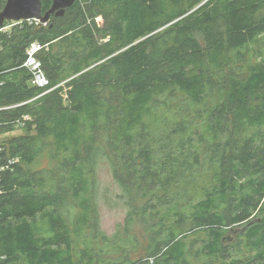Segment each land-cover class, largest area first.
<instances>
[{
  "label": "trees",
  "instance_id": "1",
  "mask_svg": "<svg viewBox=\"0 0 264 264\" xmlns=\"http://www.w3.org/2000/svg\"><path fill=\"white\" fill-rule=\"evenodd\" d=\"M0 41V136L21 130L0 142V264H264V0H77ZM103 158L127 239L99 230Z\"/></svg>",
  "mask_w": 264,
  "mask_h": 264
},
{
  "label": "rangeland",
  "instance_id": "2",
  "mask_svg": "<svg viewBox=\"0 0 264 264\" xmlns=\"http://www.w3.org/2000/svg\"><path fill=\"white\" fill-rule=\"evenodd\" d=\"M20 133L21 130L18 129L13 133L2 135L0 136V142L3 139L10 138L11 136ZM94 200L96 203L99 230L105 233L109 239H114L117 235H120V238L127 239V218L131 209L128 204L129 198L125 195L123 188L115 179L112 167L107 158L100 159L96 167ZM258 217L259 215L255 214L252 217V220H258ZM131 229V233L135 234L137 239L136 246L131 251L130 257L133 260L145 259L147 253L146 238L144 235L145 229L137 223L134 224L133 227H130V230ZM242 229L243 227H240L239 225L233 226L229 229L227 236L230 239L226 241V244L236 247L240 242V239H242V242L243 239L246 240V235L244 234L245 231L242 232ZM242 242L240 245L243 244ZM123 244L126 246L125 243ZM126 247L131 249V244H128ZM110 253H112L110 256L113 255V250L110 251ZM117 255L118 254L111 257L117 258ZM120 255L123 256V254ZM110 256L108 255L106 257L108 258ZM150 260L153 261L152 259ZM193 262L197 263V260L193 259Z\"/></svg>",
  "mask_w": 264,
  "mask_h": 264
},
{
  "label": "built area",
  "instance_id": "3",
  "mask_svg": "<svg viewBox=\"0 0 264 264\" xmlns=\"http://www.w3.org/2000/svg\"><path fill=\"white\" fill-rule=\"evenodd\" d=\"M41 25L46 24V22H42L38 18H27V19H20V20H9L6 21L1 27H0V34H7L9 33L13 28L20 27L22 28L24 25ZM44 46L39 41H33L31 42L25 49L26 58L22 64V67L27 69L30 76V84L39 88H45L49 84V79L43 69L42 62L39 58V54L42 51ZM3 49V44L0 41V51ZM30 119V117L23 116V120L26 121ZM20 124H24L23 121H20ZM2 148L0 147V151ZM17 160V159H16ZM3 169V167H0V170Z\"/></svg>",
  "mask_w": 264,
  "mask_h": 264
},
{
  "label": "water",
  "instance_id": "4",
  "mask_svg": "<svg viewBox=\"0 0 264 264\" xmlns=\"http://www.w3.org/2000/svg\"><path fill=\"white\" fill-rule=\"evenodd\" d=\"M77 0H53L51 8L43 13L42 0H7L0 11V27L7 20H20L38 18L42 22H48L51 15L63 16L65 10L71 7Z\"/></svg>",
  "mask_w": 264,
  "mask_h": 264
}]
</instances>
